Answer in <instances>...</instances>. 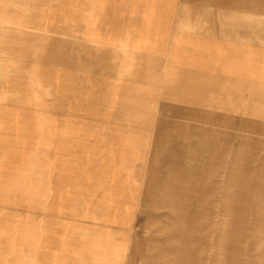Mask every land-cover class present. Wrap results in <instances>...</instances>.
Wrapping results in <instances>:
<instances>
[{
  "label": "rangeland",
  "instance_id": "1",
  "mask_svg": "<svg viewBox=\"0 0 264 264\" xmlns=\"http://www.w3.org/2000/svg\"><path fill=\"white\" fill-rule=\"evenodd\" d=\"M183 1H11L0 264H264V44L179 25ZM188 75L231 111L185 113Z\"/></svg>",
  "mask_w": 264,
  "mask_h": 264
},
{
  "label": "crops",
  "instance_id": "2",
  "mask_svg": "<svg viewBox=\"0 0 264 264\" xmlns=\"http://www.w3.org/2000/svg\"><path fill=\"white\" fill-rule=\"evenodd\" d=\"M11 1L0 0V28L10 25L8 21L13 14ZM209 5H213L217 11H210ZM180 8L181 10L177 16L179 25H198L202 22L210 26L201 35L209 34L225 37L234 42L242 40L240 42L251 43L253 45L264 44V0H184ZM190 61L193 60L191 59ZM190 76L188 75L186 79L182 80H173L167 88L169 98L178 100V105L184 106L182 110L185 113L192 112L193 110L212 114L231 111V107L223 106V102H205L202 100L199 105H196L195 100L198 96L192 95L194 93L192 87H194L193 85L196 83V80H193ZM212 82V87L217 88L221 84V79L213 77ZM216 82H219L217 86ZM212 89L215 90L214 88ZM217 93L221 94V91ZM210 98V96H207L203 99L209 100ZM184 119L186 117H179L178 120Z\"/></svg>",
  "mask_w": 264,
  "mask_h": 264
},
{
  "label": "bare ground",
  "instance_id": "3",
  "mask_svg": "<svg viewBox=\"0 0 264 264\" xmlns=\"http://www.w3.org/2000/svg\"><path fill=\"white\" fill-rule=\"evenodd\" d=\"M15 9V8H14ZM1 18V17H0ZM8 18V17H7ZM3 110V109H2ZM4 113V112H3ZM11 137V136H10ZM9 138V137H8Z\"/></svg>",
  "mask_w": 264,
  "mask_h": 264
}]
</instances>
